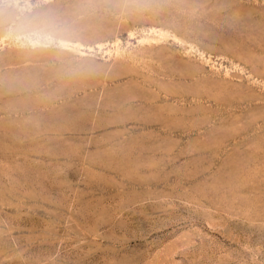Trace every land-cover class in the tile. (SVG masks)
I'll list each match as a JSON object with an SVG mask.
<instances>
[{
  "label": "rangeland",
  "instance_id": "1",
  "mask_svg": "<svg viewBox=\"0 0 264 264\" xmlns=\"http://www.w3.org/2000/svg\"><path fill=\"white\" fill-rule=\"evenodd\" d=\"M0 264H264V0H0Z\"/></svg>",
  "mask_w": 264,
  "mask_h": 264
}]
</instances>
